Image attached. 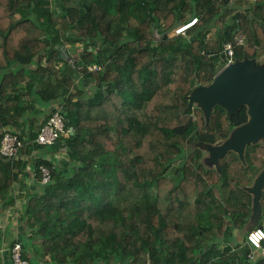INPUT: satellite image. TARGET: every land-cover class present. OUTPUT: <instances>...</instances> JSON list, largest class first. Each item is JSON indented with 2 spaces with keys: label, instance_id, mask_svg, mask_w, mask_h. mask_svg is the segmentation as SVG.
Wrapping results in <instances>:
<instances>
[{
  "label": "trees",
  "instance_id": "trees-1",
  "mask_svg": "<svg viewBox=\"0 0 264 264\" xmlns=\"http://www.w3.org/2000/svg\"><path fill=\"white\" fill-rule=\"evenodd\" d=\"M237 35L235 59L264 54V0H0V148L5 130L24 142L15 160L0 153V206L21 202L26 259L264 264L233 233L252 212L261 145L247 146L245 163L227 153L220 170L199 146L224 141L247 109L228 116L216 105L208 125L187 109ZM56 112L67 131L59 163L44 155L57 141H35ZM31 168L37 180L21 183L20 201L13 185Z\"/></svg>",
  "mask_w": 264,
  "mask_h": 264
},
{
  "label": "water",
  "instance_id": "water-1",
  "mask_svg": "<svg viewBox=\"0 0 264 264\" xmlns=\"http://www.w3.org/2000/svg\"><path fill=\"white\" fill-rule=\"evenodd\" d=\"M186 98L189 102L187 109L197 105L203 111L207 125L216 105L223 107L229 116L236 114L243 106L247 107V122L234 128L224 141L199 144L208 152L205 160L208 165L220 170L221 159L229 152L236 153L245 163L248 145H264V62L249 57L236 59L223 66L210 84L196 86ZM246 189L252 195V217L257 220L262 214L264 167ZM237 232L235 228L234 234ZM146 264L152 263L148 261Z\"/></svg>",
  "mask_w": 264,
  "mask_h": 264
},
{
  "label": "built area",
  "instance_id": "built-area-1",
  "mask_svg": "<svg viewBox=\"0 0 264 264\" xmlns=\"http://www.w3.org/2000/svg\"><path fill=\"white\" fill-rule=\"evenodd\" d=\"M197 19H193L195 22ZM185 26L177 28L176 33L184 34L186 31ZM245 44V37L237 35L232 41L225 42L223 51L227 55V62L225 65L231 64L235 61V50L239 45ZM65 119L56 112L50 117L48 122L42 127L39 136L35 140L41 145L54 144L61 135H66ZM24 142L17 134L5 130L3 133L0 153L3 157L15 160L20 157L21 148ZM33 156V154L31 155ZM41 173V182L48 183L51 180V171L48 167L41 165L39 167ZM17 207V203L15 205ZM247 243L251 247L248 253V258L251 262L256 263L260 259H264V225L255 226L251 228L247 234ZM12 264H32L31 261L23 256V245L20 241H15L10 247Z\"/></svg>",
  "mask_w": 264,
  "mask_h": 264
},
{
  "label": "crops",
  "instance_id": "crops-1",
  "mask_svg": "<svg viewBox=\"0 0 264 264\" xmlns=\"http://www.w3.org/2000/svg\"><path fill=\"white\" fill-rule=\"evenodd\" d=\"M63 146H64V144L62 143V141H57L53 147V151H54L53 154L54 155L51 152L47 153L46 149L41 150L40 153L35 152L33 154L41 155L42 153L46 152V154H44V155L47 158H51L55 155H57L59 157V154H65L64 153L65 151L63 150ZM207 156H209V155H207ZM20 157H21V155H20ZM253 157L254 156H252L251 158H253ZM206 166L208 168H214L213 166H210V165L208 166L207 163H206ZM30 172H31V174L29 175V178L28 177L27 178H23V177L21 178L22 175H20L18 181L15 182L16 186L13 185L14 192H12V195L15 196V194H17V193L19 195H21L20 198L15 197L16 199H18L20 201H21V199H24L25 194L28 193L27 190H25L26 188L21 187V183H22V185H26V186H29V185L34 186V180H37L34 178L35 176H34V172H33L32 168H31ZM15 205H16V203H15ZM15 205L14 206L4 205V202H3L0 206V264H12L10 247L12 246V244L15 241L22 242L23 239L25 240V238L27 237L25 227L23 225H21V218H19L21 216V213H22L21 202L19 203V201H18L17 207H15ZM16 211L19 213L18 215H16V213H15ZM263 215H264V210L262 207V214L257 220L253 219V217H252L253 211H252L246 226H244L242 228L235 227L238 229V232L234 234V236L237 238L236 241L242 243L241 240H243V242H244V240L247 238V234H248L250 228L252 227V224L261 223L260 220H261V218H264ZM256 226H258V225H256ZM234 229H233V233H234ZM48 261H50V260H48Z\"/></svg>",
  "mask_w": 264,
  "mask_h": 264
},
{
  "label": "rangeland",
  "instance_id": "rangeland-1",
  "mask_svg": "<svg viewBox=\"0 0 264 264\" xmlns=\"http://www.w3.org/2000/svg\"><path fill=\"white\" fill-rule=\"evenodd\" d=\"M212 37H214V34H212L211 35ZM241 46V45H240ZM261 63L262 62H264V54H262L260 57H258L257 58ZM192 146H194V145H192ZM203 150V159H204V164L206 165V158L208 157L207 155H208V152L206 151V150H204V149H202ZM52 154L54 153V152H51ZM54 155V154H53ZM63 157H65V154H59V157L57 156V155H55V156H53V157H51V159H53L54 161H55V163H59L61 160H62V158ZM259 158H261L262 159V156H260ZM263 161V160H262ZM263 163H264V161H263ZM262 163V164H263ZM209 166V165H208ZM207 167V166H206ZM29 178V177H28ZM18 209V208H17ZM16 213V215H18L19 213L16 211L15 212ZM261 223H259V224H263L264 225V218H261ZM256 225H258V224H252V227H254V226H256ZM31 261V263H33V264H37V261H35V260H30ZM43 264V263H42ZM44 264H51V261L50 262H47V263H44Z\"/></svg>",
  "mask_w": 264,
  "mask_h": 264
},
{
  "label": "flooded vegetation",
  "instance_id": "flooded-vegetation-1",
  "mask_svg": "<svg viewBox=\"0 0 264 264\" xmlns=\"http://www.w3.org/2000/svg\"><path fill=\"white\" fill-rule=\"evenodd\" d=\"M233 39H234V38H233ZM239 46H240V45H239ZM243 107H246V106H243ZM243 107H242V108H243ZM246 109H247V107H246ZM239 111H240V110H239ZM239 111H238V112H239ZM226 112H227V111H226ZM238 112H237V113H238ZM237 113H236V114H237ZM227 115H228V114H227ZM234 115H235V114H234ZM228 116H229V115H228ZM247 116H248V113H247ZM247 120H248V118H247ZM247 120H246L245 122H242V123L238 124V125H235L234 128H236L237 126H239V125H241V124L246 123ZM234 128H233V129H234ZM257 144H260L261 146L259 147V149L256 150V152H255L256 154L254 155V157H260V156H262V160L264 161V153H263V152H264V145H263L262 143H257Z\"/></svg>",
  "mask_w": 264,
  "mask_h": 264
},
{
  "label": "clouds",
  "instance_id": "clouds-1",
  "mask_svg": "<svg viewBox=\"0 0 264 264\" xmlns=\"http://www.w3.org/2000/svg\"><path fill=\"white\" fill-rule=\"evenodd\" d=\"M196 22V21H195ZM195 22H190L189 24H185V25H188L187 27H186V29H188L190 26H192L193 24H195ZM185 25H183V26H185ZM236 60V59H235ZM225 66V65H224ZM259 226V225H258ZM246 240H247V238H246Z\"/></svg>",
  "mask_w": 264,
  "mask_h": 264
}]
</instances>
